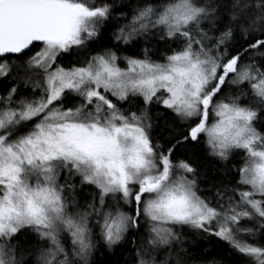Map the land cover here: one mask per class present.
Masks as SVG:
<instances>
[{
    "label": "snow or ice",
    "instance_id": "obj_1",
    "mask_svg": "<svg viewBox=\"0 0 264 264\" xmlns=\"http://www.w3.org/2000/svg\"><path fill=\"white\" fill-rule=\"evenodd\" d=\"M102 249L264 264V0H0V264Z\"/></svg>",
    "mask_w": 264,
    "mask_h": 264
},
{
    "label": "trees",
    "instance_id": "obj_2",
    "mask_svg": "<svg viewBox=\"0 0 264 264\" xmlns=\"http://www.w3.org/2000/svg\"><path fill=\"white\" fill-rule=\"evenodd\" d=\"M204 164L208 169H212L213 167H219V164L211 159L204 160ZM103 252V256H98L97 259L101 261V264H109L110 261L116 260L120 258L121 253L117 250L114 253H109L106 250H101ZM210 251H212L213 255H215L216 259L224 260L225 259V251L223 247H211Z\"/></svg>",
    "mask_w": 264,
    "mask_h": 264
}]
</instances>
